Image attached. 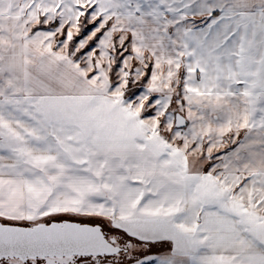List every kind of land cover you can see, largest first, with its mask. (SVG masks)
I'll list each match as a JSON object with an SVG mask.
<instances>
[{"label": "snow or ice", "instance_id": "snow-or-ice-1", "mask_svg": "<svg viewBox=\"0 0 264 264\" xmlns=\"http://www.w3.org/2000/svg\"><path fill=\"white\" fill-rule=\"evenodd\" d=\"M0 264H264V0H0Z\"/></svg>", "mask_w": 264, "mask_h": 264}]
</instances>
